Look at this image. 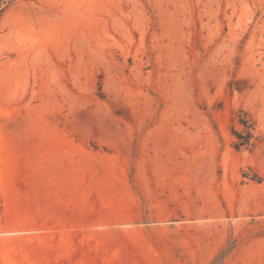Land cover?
<instances>
[{"label":"rangeland","instance_id":"obj_1","mask_svg":"<svg viewBox=\"0 0 264 264\" xmlns=\"http://www.w3.org/2000/svg\"><path fill=\"white\" fill-rule=\"evenodd\" d=\"M0 264H264V0H0Z\"/></svg>","mask_w":264,"mask_h":264},{"label":"crops","instance_id":"obj_2","mask_svg":"<svg viewBox=\"0 0 264 264\" xmlns=\"http://www.w3.org/2000/svg\"><path fill=\"white\" fill-rule=\"evenodd\" d=\"M148 154H139L133 157L135 165V177L138 187L142 188L143 195L149 197V203L156 207L155 211H163L167 204L168 198L176 195L181 188L177 184H181L177 177H171V190L167 194V174H166V157L158 154L160 148L164 145L158 142H152L149 145ZM182 185V184H181ZM181 192V191H180ZM172 200V199H171ZM176 202V201H174Z\"/></svg>","mask_w":264,"mask_h":264},{"label":"trees","instance_id":"obj_3","mask_svg":"<svg viewBox=\"0 0 264 264\" xmlns=\"http://www.w3.org/2000/svg\"><path fill=\"white\" fill-rule=\"evenodd\" d=\"M237 116L238 124L242 126V131L239 132L233 129L232 135L235 138L233 146L235 149L239 150L252 146V141L257 140L259 136H255V124L251 119L247 118L244 113Z\"/></svg>","mask_w":264,"mask_h":264}]
</instances>
